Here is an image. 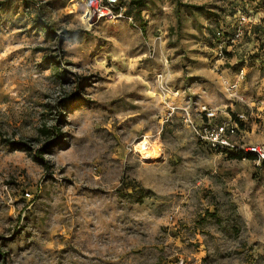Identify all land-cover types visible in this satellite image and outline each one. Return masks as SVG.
Returning <instances> with one entry per match:
<instances>
[{
	"label": "rangeland",
	"instance_id": "rangeland-1",
	"mask_svg": "<svg viewBox=\"0 0 264 264\" xmlns=\"http://www.w3.org/2000/svg\"><path fill=\"white\" fill-rule=\"evenodd\" d=\"M133 1L0 0V264H264V164L185 122L264 147V0Z\"/></svg>",
	"mask_w": 264,
	"mask_h": 264
},
{
	"label": "built area",
	"instance_id": "built-area-1",
	"mask_svg": "<svg viewBox=\"0 0 264 264\" xmlns=\"http://www.w3.org/2000/svg\"><path fill=\"white\" fill-rule=\"evenodd\" d=\"M89 3L91 11L97 15L99 20H108L122 17L123 10L120 6L121 0H84ZM241 20H246L245 17H242ZM243 25V23L241 22ZM240 75L243 77V71L240 72ZM240 84V79L234 80L229 84V89L237 90ZM201 111L204 118V122H200L197 125H194L191 119H186L185 122L189 126L194 128V134L196 138L204 141L205 143L211 145L214 149H235L240 148L244 152H251L256 155L258 162L264 160V147L261 146H248L244 147L234 143V137L239 131L238 123L234 120L230 122H220L215 123L217 119V112L208 108L206 105H201ZM238 119L245 123L247 117L245 114H238Z\"/></svg>",
	"mask_w": 264,
	"mask_h": 264
},
{
	"label": "trees",
	"instance_id": "trees-1",
	"mask_svg": "<svg viewBox=\"0 0 264 264\" xmlns=\"http://www.w3.org/2000/svg\"><path fill=\"white\" fill-rule=\"evenodd\" d=\"M143 2H144V0H138V1L136 0V1H133L132 3L135 4V5H138V6H142ZM120 6L122 8H124V4H123L122 0H121V3H120ZM124 14L127 17L126 12H124ZM129 16H132V15H129ZM232 120L236 121L238 123V126H242L243 128H246V126H244L245 123H242L238 119V115L235 117V119H232ZM215 123H219V122H215ZM56 130L57 129H55V131ZM43 132H45L46 134H50V132H48V131H43ZM58 135H59V133H58ZM198 140L201 141L202 143L206 144L208 146V148L210 149V151H212L214 153L217 152V153H220L222 155L229 156L230 158H238V159H243V160L250 159V160L258 161V159H257V157H256L255 154H253L251 152L246 153V152H244V150H241L238 147L235 148V149H216V148L214 149L213 147H211V145L205 143L204 141L200 140L199 138H198ZM4 142L12 145L16 149L17 148H20V149H25V150H31L30 146L27 143H24V142H17L16 143V142H11L9 140H5ZM61 143H62V141H60V140L59 141H55V142L51 143L50 146H56V145H59ZM46 150H49V148L47 146L44 147V148H42L39 151V153L44 154V151H46ZM37 158L40 159V160H42V158L39 157V156ZM261 162L264 164V160H262Z\"/></svg>",
	"mask_w": 264,
	"mask_h": 264
},
{
	"label": "bare ground",
	"instance_id": "bare-ground-1",
	"mask_svg": "<svg viewBox=\"0 0 264 264\" xmlns=\"http://www.w3.org/2000/svg\"><path fill=\"white\" fill-rule=\"evenodd\" d=\"M145 151L143 152V154L146 152L147 154L148 153H151V154H154L156 153L154 149H152V147H148V148H145L144 149ZM149 156V155H148Z\"/></svg>",
	"mask_w": 264,
	"mask_h": 264
}]
</instances>
